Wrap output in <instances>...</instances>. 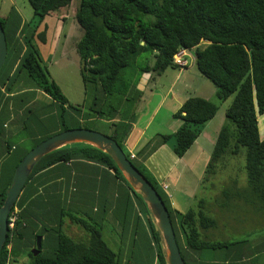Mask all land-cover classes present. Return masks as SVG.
Segmentation results:
<instances>
[{"label":"trees","instance_id":"1","mask_svg":"<svg viewBox=\"0 0 264 264\" xmlns=\"http://www.w3.org/2000/svg\"><path fill=\"white\" fill-rule=\"evenodd\" d=\"M29 1L35 17L32 21L25 22L26 26L20 30L19 35L9 34L7 18L0 16L8 42V55L0 71V82L5 85V72H2L14 60L12 57L19 58L17 67L7 80H12L13 84L24 81L25 85L31 87H27L28 89L40 90L50 96L57 104L59 114H48L42 123H48H43L44 127H54V123H57L56 128H61L49 131L28 143H20L25 149L16 155L11 172L5 179H0V208L16 167L32 148L61 131L89 128L88 122H101L108 125L110 133L107 135L117 140L127 157L165 201L181 254L187 264H264V255L247 261L242 256L244 250L237 253L239 247L241 249L245 244L250 245L247 240L221 242L207 239L206 231L217 227V220L205 211L206 200L202 199L198 208H190L186 212L173 209L164 188L125 145L133 127L135 106L142 98V92L137 88L140 75L145 71L161 75L168 68L182 69L174 58L180 49L185 48L189 53V62L184 68L194 64L201 76L211 80L217 88L220 102L233 97L226 107L227 123L218 135L206 172L227 152L237 154L241 146L246 147L245 166L249 188L264 206V138L259 131V116L264 114V0ZM72 6L83 30V36L77 44L82 81L87 98H93L87 110H84L85 105L75 106L69 103L59 84L50 75L36 43V39L42 43L47 41V28L43 20L61 15L63 18L60 19L66 20ZM14 15L16 16L15 12ZM21 19L17 17V20ZM17 25L18 23L16 29L19 30ZM191 50L194 52L190 53ZM146 52H152L155 57L153 66L141 67L134 74V79L129 78L126 69ZM124 101L130 103L129 107ZM218 109L219 105L212 100L190 96L174 114L175 118L182 121V125L173 134H159L161 142L166 143L174 137L173 151L178 157L184 156L201 135L205 124L215 117ZM29 112L38 117L42 109L34 106ZM48 112L52 110L48 109L44 114ZM7 115L4 110L0 116L1 121ZM53 119L56 120L54 123ZM23 120L30 126L34 123L28 115ZM0 126V129L5 130L4 122ZM30 132L34 133L36 129ZM6 143L9 144L7 141ZM10 147L8 145V152L14 150ZM74 158H84L105 165L115 172L117 179L128 186L147 215L149 232L145 248L151 252L154 262L168 264L161 234L146 203L133 190L106 152L85 143L64 146L43 157L29 179L44 167ZM17 204L18 201L12 212L18 208ZM30 217L33 218L31 212L18 211L15 225L10 228L6 244L0 252V264H14L16 255L20 253L18 245L25 239L32 240L26 249L31 258L29 264H120L116 250L103 237L101 227L86 216L85 212L69 211L61 207L57 212V219L52 221L43 218L39 228L33 227L35 221L33 219L32 223ZM67 219L83 226L88 231V238L75 239L66 232ZM38 236H42V245L39 254L34 255L32 249L37 245ZM27 242L29 241L24 243ZM9 244L11 248L8 247ZM202 251L217 254L210 260L200 259ZM220 253L224 260L223 257L217 258Z\"/></svg>","mask_w":264,"mask_h":264},{"label":"crops","instance_id":"2","mask_svg":"<svg viewBox=\"0 0 264 264\" xmlns=\"http://www.w3.org/2000/svg\"><path fill=\"white\" fill-rule=\"evenodd\" d=\"M1 13L3 18H7L6 25L9 34L19 35L20 30L26 26L25 22L27 23L20 11L14 5L4 10H2L1 6L0 14ZM17 17H21L22 19L17 20ZM57 18L60 20V18L63 17L61 15ZM63 22H66V20H63ZM17 23L19 30H17L18 28L16 29ZM47 24L48 23H46L45 26L47 28L46 38L48 40L50 26ZM61 24L62 29H60V34H62L63 29H65L63 23ZM79 26L76 28L80 35L83 33V30ZM78 34L75 37L74 43L76 50L77 44L83 36L82 34L81 37H78ZM67 43L68 42H63V45L66 46ZM12 59L14 60L7 64L6 71L3 74L5 85H1L0 82V116L4 110L8 113L4 121H1L0 117V124L4 122L5 127V130L0 129L1 180L5 179L11 172L12 166L15 163V158L17 157L16 155L25 149V147L20 146L21 142H24V144L28 143L30 140L49 133V131L59 130L61 128H56L57 123H54L56 121L54 119L52 121L54 127H51V125L44 127V124L48 125V123H42L43 118L45 116L48 117V114H59L57 104L50 96L40 90L28 89L27 87L30 86L25 85L24 81L13 84L12 80H7L12 76L19 62V58L16 56L14 58L12 57ZM148 65L150 66V64ZM152 66L153 65L150 67ZM194 66L195 65L192 64L190 67L184 69L178 67L168 68L163 73L169 74L168 76L172 77L167 96L169 95L173 98L174 107L163 114L155 125V129L153 123L156 120V116H158L156 113L160 112V109L162 110L166 97L157 105L151 118L143 124H140V113L135 109L136 115L132 121L133 127L125 143L126 148L134 154L136 159L143 162L161 186L162 183L168 184L169 188L167 190L164 189L168 199L173 209L181 212H186L194 207L197 192L203 187L201 183L205 176L207 165L211 159L216 140L222 127L227 123L226 107L230 104L225 103L226 101H215L212 97H217L216 86L212 83L209 85L206 79H202V82L199 83L202 86H198L197 91L206 86L208 87L209 95L212 94V97L206 94H198V92H196L197 94L195 96H201L216 102L219 105V110L222 108V115L216 114L213 119L205 124L201 135L182 157H178L173 151V146L175 144L174 137H171L166 143L161 142L159 134H173L182 125V121L175 118L174 114L189 96H180L174 92L173 88L178 82L183 81V78L188 75L190 69ZM163 74L158 75L151 71L142 72L137 83V88L142 92V97L145 90L150 86V83L159 81V78ZM192 77H196L198 80L202 78L199 72L195 70H192L191 78ZM60 87L64 92L61 85ZM41 98H43V100H41ZM38 102H40V104ZM124 104L129 107L130 103L124 101ZM34 106L38 109H42V113L38 117L32 112H29V109L32 107L34 108ZM48 109L52 110V112L44 114ZM25 115H28L29 118L32 119L34 122L33 125L30 126L23 120ZM84 120L89 121L87 119ZM35 129L36 132L31 134L30 130ZM259 131L260 136L264 138V116L262 119L259 118ZM15 135L20 136V143H12L9 141V139L11 140L12 136ZM30 135L33 136L29 138ZM205 135H207L209 139L206 138ZM200 138L203 139L199 141ZM6 141L9 142V144H7ZM206 143L210 144L208 150L205 148ZM197 144L198 148L194 150ZM8 145L14 150L8 152ZM199 149L203 154L194 159L192 164H190V156ZM14 153L15 155H13ZM191 172H194V175L196 174V178L201 179V183H198L196 189L193 190L189 189L187 186L181 185L182 180H185L188 184L187 176L189 177V173ZM0 183L2 182L0 181ZM17 201L20 211L23 213L26 211L31 212L33 218L30 217V221L33 223L34 219V228H39L41 226L43 218L52 221L57 219V212L62 207L67 208L69 211L85 212L86 216L92 218L101 227L103 237L108 243L110 237L113 242L114 236H118L116 242L119 245L118 249L120 251L124 243L128 244L126 247L129 250L136 251L138 250L139 246L137 244L139 242L142 241L143 244L147 242L149 228L143 205L131 192L128 186L115 177V172L113 170L98 162L84 158H74L70 161L57 162L53 165L44 167L35 172L33 176L28 179ZM107 223L112 227L109 232H105ZM105 234L109 238V241ZM25 240L29 242L24 243L26 241H21V244L18 245L20 254L26 251L27 245H30L32 241L30 239ZM18 241L20 243V240ZM247 241H249L250 245L245 244L241 246V249L239 247L237 251V253H241L244 250L242 255L244 260L248 261L250 258L255 260L259 256L264 255V234L258 238L249 239ZM215 254L217 253L213 251H205V253L202 251L199 257L200 259L210 260L213 259L212 257Z\"/></svg>","mask_w":264,"mask_h":264},{"label":"rangeland","instance_id":"3","mask_svg":"<svg viewBox=\"0 0 264 264\" xmlns=\"http://www.w3.org/2000/svg\"><path fill=\"white\" fill-rule=\"evenodd\" d=\"M11 5H14L20 11L27 22L34 19V10L29 0H0V7L2 6V10L9 8ZM73 7L74 6L69 8L66 22L55 17H46L43 20V24L48 23L50 26L48 40L46 43H42L36 39V43L38 44L44 63L49 68L50 75L62 86L69 103L75 106L85 105L84 110H87L88 105L92 104L93 98L92 96L87 98L85 94L84 83L80 71L81 59L74 45L75 37L78 34L76 27L79 26V23ZM0 16L2 17V13ZM61 23H63L65 28L62 34H60V29H62ZM82 34L83 33L80 35L78 34V37H81ZM63 42L68 43L64 46ZM193 52L194 51L191 50L190 53ZM134 61L131 66L126 69V75L133 79L135 78L134 74L140 71L139 68L147 66L148 64H150V66L153 65L155 57L152 52H146ZM192 70L198 72L195 66L191 68L188 75L183 78V81L178 82L174 86V92L180 96L187 95L189 97L195 96L197 94L196 92H198V94L209 95L208 87L206 86L197 91V87L202 86L199 83L202 82V79H206L209 85H211V83L213 85L215 84L204 76H201L202 78H200V80L196 77L191 78ZM4 72L5 68L2 73ZM168 75L169 74H163L159 78V81L155 83L151 82L150 86L145 90L142 99L135 107L138 113H140V124H143L151 118L154 114V110L163 98L166 97V101L164 106H162V110L160 109V112L156 113L158 116H156V120L153 123L154 129L163 114L174 107L173 98L169 95L167 96L172 78ZM209 96L212 97V94ZM212 98L215 101H219L217 97ZM41 100H43V98H41ZM232 100L233 97H230L225 103H231ZM219 114L222 115V108L217 113V115ZM263 116L264 114L260 115L259 118L262 119ZM87 126H89L90 129L105 134L110 133L108 125L101 122H88ZM233 128L235 129L234 124ZM205 137L208 138L207 135H205ZM202 139L203 138H200L199 141ZM9 141L12 143H20L21 139L20 136L15 135L12 136ZM197 148L198 144L195 146L194 150ZM205 148L208 150L210 144L206 143ZM201 154H203V152L200 149L194 152L189 158V163L192 164V161ZM246 155L247 148L241 146L237 154L227 152L220 161L214 163V167L211 168L209 172H205L202 183L200 182L201 179L196 178L197 176L196 174L194 175V172L189 173V177L187 176L188 184L185 180L181 182L182 186H187L192 190L196 189L198 183L203 185L200 191L197 192L193 208H198V206L201 205L200 201L204 198L206 200L205 211L217 220V227L206 231L205 234L206 238L211 241L234 242L251 240L264 234V206L249 188L245 166ZM66 224V232L71 234L75 239L86 240L88 238V231L80 224L72 223L69 219L66 220ZM71 227H73V230ZM111 228V225L107 223L105 232H109ZM106 238L109 241L107 236ZM117 239L118 236L115 235L114 241L112 242L110 237L109 244L116 250L115 252L120 259V264H157L153 261L151 252L145 248L142 241L138 243L139 247L136 251L129 250L126 247L128 245L127 243H124L120 251L118 249L119 245L116 242ZM19 254L16 255L17 260L14 261V264L30 263L31 258L27 251ZM221 257H223L221 253L217 255V258ZM222 260H224V257Z\"/></svg>","mask_w":264,"mask_h":264},{"label":"water","instance_id":"4","mask_svg":"<svg viewBox=\"0 0 264 264\" xmlns=\"http://www.w3.org/2000/svg\"><path fill=\"white\" fill-rule=\"evenodd\" d=\"M7 55L6 32L0 21V71L6 62ZM77 143L89 144L111 156L127 182L146 203L161 234L167 263L187 264L180 251L170 212L154 185L127 157L116 139L86 127L67 129L43 140L32 148L16 167L12 181L6 190V198L0 208V252L4 248L10 232L9 215L37 164L51 152ZM41 245L42 236H38L37 245L32 249L34 255L39 254Z\"/></svg>","mask_w":264,"mask_h":264},{"label":"built area","instance_id":"5","mask_svg":"<svg viewBox=\"0 0 264 264\" xmlns=\"http://www.w3.org/2000/svg\"><path fill=\"white\" fill-rule=\"evenodd\" d=\"M188 57H189L188 50L185 48H182L175 55L174 61L179 67H181L183 69L189 62ZM133 156H134V154H133ZM162 187L165 190H167L169 188L168 184H165V183H162ZM18 211H19V209L15 208V210L13 212L11 211V213L9 215V227L10 228L14 227V225H15L16 218L18 215ZM8 247L11 248V244H9Z\"/></svg>","mask_w":264,"mask_h":264}]
</instances>
